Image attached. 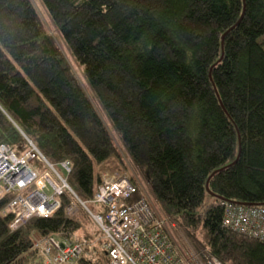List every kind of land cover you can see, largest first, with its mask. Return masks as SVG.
Here are the masks:
<instances>
[{
	"label": "trees",
	"instance_id": "1",
	"mask_svg": "<svg viewBox=\"0 0 264 264\" xmlns=\"http://www.w3.org/2000/svg\"><path fill=\"white\" fill-rule=\"evenodd\" d=\"M40 1L91 94L33 2L0 0V145L21 156L29 139L69 162L68 185L89 202L106 168L127 166L118 139L190 240L223 264H264L263 241L222 224L227 204L264 207V0ZM11 200L0 198V264H44L35 234L82 228L68 192L17 230Z\"/></svg>",
	"mask_w": 264,
	"mask_h": 264
},
{
	"label": "built area",
	"instance_id": "2",
	"mask_svg": "<svg viewBox=\"0 0 264 264\" xmlns=\"http://www.w3.org/2000/svg\"><path fill=\"white\" fill-rule=\"evenodd\" d=\"M26 141L28 149L21 156L10 146L0 145V198L12 196L5 209L13 217L12 230L32 218L52 217L61 207L60 197L68 192L98 226L99 250L106 254L107 264H223L204 250L198 253L179 243L178 224L166 215L158 201V207L152 204L145 184L135 174L118 172L104 178L94 198L84 202L68 185L70 163L55 166L33 142ZM138 194L140 199L133 201ZM76 203L67 209L69 216L74 214ZM92 206L102 211L95 212ZM222 224L228 230L264 242V207L227 204ZM92 244L87 238L33 236V246L44 264H79L97 248L94 245L92 249Z\"/></svg>",
	"mask_w": 264,
	"mask_h": 264
},
{
	"label": "rangeland",
	"instance_id": "3",
	"mask_svg": "<svg viewBox=\"0 0 264 264\" xmlns=\"http://www.w3.org/2000/svg\"><path fill=\"white\" fill-rule=\"evenodd\" d=\"M31 1L33 2L35 8L37 9V12H38L45 28L47 29L48 33L53 37V39L55 40L59 49L62 51V53L67 58L73 72L77 75L78 79L80 80L82 85L85 87L87 93L91 94L87 85H86L85 79L83 77L82 69L76 64L73 57L70 55V52H69L66 44L64 43V41L61 38L60 34L58 33L57 29L51 23L50 18L48 16L46 10L44 9V6L42 5L41 1L40 0H31ZM93 102L96 104V108H98V110H99V106H98L97 102L95 101V99ZM115 142L118 145V148H119L120 152L122 153L123 159H124L127 166L122 168L123 171L121 173H120V171H117L115 169L106 168L105 172H104L105 173V179L112 177L113 175H115L118 172H119V174H127V173L128 174H131V173L135 174L136 178L145 184L144 188L146 189L147 193L151 197L152 204L155 207H158L157 202H155L156 200L154 199V196L151 192V189H150L149 185H147V183L145 182L142 173L139 170H137L133 166V164H131V161L128 157V154L123 149V147L120 146L121 144L119 143L118 139H115ZM49 193H50V191H49ZM209 200L210 199L208 198L207 202H209ZM81 209H83V208L80 205H78L75 208L74 214L72 216H70V217H74V218L76 217L82 223L81 230L79 232H77L76 234H74L72 236V238H86L87 235H89L91 238H93L92 239V242H93L92 249H93L94 245L97 247V248H94L93 254L98 253V255L101 256L102 253L99 250V247H100L99 245L101 242V235L98 233L99 228L96 225V223L93 221V219H91V218L89 219V217H88L89 214L87 212H85L84 209L83 210H81ZM178 227H179V236H180L179 237V243L181 245L187 244L190 247H192L196 252L201 253L200 251H203V249L187 237L184 229L181 226L178 225ZM182 239H183V241H182Z\"/></svg>",
	"mask_w": 264,
	"mask_h": 264
},
{
	"label": "crops",
	"instance_id": "4",
	"mask_svg": "<svg viewBox=\"0 0 264 264\" xmlns=\"http://www.w3.org/2000/svg\"><path fill=\"white\" fill-rule=\"evenodd\" d=\"M104 178H105V173L103 172V174H102V180H104Z\"/></svg>",
	"mask_w": 264,
	"mask_h": 264
},
{
	"label": "water",
	"instance_id": "5",
	"mask_svg": "<svg viewBox=\"0 0 264 264\" xmlns=\"http://www.w3.org/2000/svg\"><path fill=\"white\" fill-rule=\"evenodd\" d=\"M223 39H224V38H223ZM207 189H209V188H208V185H207Z\"/></svg>",
	"mask_w": 264,
	"mask_h": 264
}]
</instances>
